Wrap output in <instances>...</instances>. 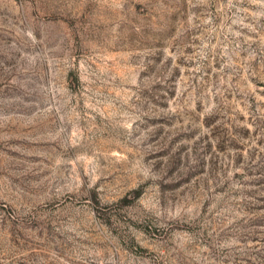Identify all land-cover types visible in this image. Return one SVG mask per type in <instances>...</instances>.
<instances>
[{
    "label": "rangeland",
    "instance_id": "374dc122",
    "mask_svg": "<svg viewBox=\"0 0 264 264\" xmlns=\"http://www.w3.org/2000/svg\"><path fill=\"white\" fill-rule=\"evenodd\" d=\"M0 264H264V0H0Z\"/></svg>",
    "mask_w": 264,
    "mask_h": 264
}]
</instances>
